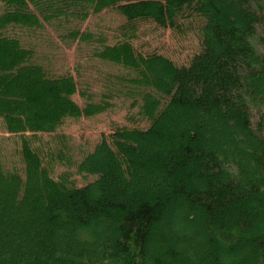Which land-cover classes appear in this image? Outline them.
<instances>
[{"label":"trees","instance_id":"16d2710c","mask_svg":"<svg viewBox=\"0 0 264 264\" xmlns=\"http://www.w3.org/2000/svg\"><path fill=\"white\" fill-rule=\"evenodd\" d=\"M102 11L108 33L84 26ZM38 32L48 49L56 33L93 46L86 60L107 64L116 87L79 91L78 65L51 73ZM47 100L55 113L27 108ZM119 100L145 121L112 117ZM107 110L99 155L52 176L56 162L76 161L42 135ZM195 113L202 120L177 129V140L161 123ZM0 117L21 139L10 167L0 165V264H264V0H0ZM203 124L223 143L211 152ZM154 145L165 155L147 150ZM99 222L112 235L98 234Z\"/></svg>","mask_w":264,"mask_h":264},{"label":"rangeland","instance_id":"374dc122","mask_svg":"<svg viewBox=\"0 0 264 264\" xmlns=\"http://www.w3.org/2000/svg\"><path fill=\"white\" fill-rule=\"evenodd\" d=\"M110 14L102 11L99 12L97 14H92L90 15V17H88V19L86 20L85 25H89L91 28H93L92 30H99L100 32H102L103 34L108 33L111 30V26L114 25L113 22L111 21V19L109 18ZM73 26H68L69 29H73ZM201 29L203 30L202 26ZM84 28V27H83ZM82 28V29H83ZM52 28V26H49L44 34L48 35V33ZM54 30V29H53ZM20 35H22V32H19ZM62 33V30L60 29V34ZM43 33H36V35L34 36V39H36L37 41L39 40L38 38L41 37V35H44ZM15 36H17L18 34H15ZM45 35L43 36V40H41L40 42L43 43L44 46H46V42L48 41V38H45ZM54 36H56V39L53 37V34L50 35L49 37V41L50 44L52 45V48L50 50V48L48 49V47H44L43 49H37V54L41 55L43 58L46 57V59H44V64L45 66H47L49 68V71L55 72V73H61L66 71L68 68H73L76 65H78L79 70H80V74H78V76L76 77L75 75V80H76V84H77V89L81 92H91V91H96V92H102L104 90H107L108 88L110 89L111 85H107V83L112 84V86L116 87L117 83L115 81V78L111 76V74H109V76L107 75V73H105V69H108L106 67H109L107 64L98 61V60H92V61H88L86 60V56H88L89 52L91 50L94 49L93 46L91 45H87V46H81V44H79V42H72L71 45H69L68 42H66L65 40H59V35L56 33L54 34ZM107 38L111 43H114V36L112 35H108L107 34ZM47 40V41H45ZM30 41H22L23 46L28 47L29 45H33V47L35 48V44L33 43H29ZM39 42V43H40ZM28 43V44H27ZM28 45V46H27ZM48 49V50H47ZM45 51V53H43ZM82 67V69H81ZM74 100H76L80 106L83 105V97L79 96L78 93H76L74 96ZM114 107L112 112L113 115L112 117H116L118 119H122L123 116H125L126 113H131V117H133L136 120H140V121H145L144 118H142L141 113L137 112V109L134 108L133 111L132 108L129 107V103L126 102L125 104L119 100V101H114ZM29 111H32L34 113H42L45 110H48L51 113H55V107L53 106L52 102L49 100H47L42 106L40 107H35L30 105L29 107H27ZM152 117H157L160 115L161 118V108L160 106H153L152 108ZM171 112V111H170ZM179 113V110L177 109V111H172L171 113ZM108 110L107 111H103L101 113H99L98 115H94V116H90L88 118H84L81 117L79 119L73 118V117H66L64 118L65 122L63 127L58 130L55 135H53L50 137L49 135H42V138L47 140L49 139V146L48 149L50 148L51 150H53L55 147H59V148H63L66 152H68L69 154H71V156L75 159L76 163H71L68 164L66 167H63L59 162L55 163V168L52 171V176H57L59 173L64 172L65 170H71L74 171L75 168L77 167L81 157L83 155H90L91 156H98L99 152L95 151L94 148L95 146H97L100 142V131H105L107 130V128L105 127L106 124H108L106 118L107 116H109ZM224 116H227L226 113ZM202 120V117L200 115V113H195L192 115H189L187 117H183L182 120L178 123H176L173 126H169L170 124H166L164 121H162L161 123L167 128L169 129L174 135V139L177 140V129L184 127L185 125H190L193 123H197L200 122ZM213 122V121H211ZM203 126H205L206 133L212 137V140H206V151L207 152H211L213 151L215 148L222 146L223 143L216 139V135H217V130H213L212 127L203 124ZM219 129L222 131H225V127L223 126H219ZM227 127H229V124H227ZM19 134L21 135H29L32 138V133L31 132H27V131H19ZM204 133H203V137H204ZM19 137V136H18ZM18 137H14L13 139L10 137V133L7 132V130H5V125L0 117V138H1V144H0V154L2 155V159H0L1 164L0 165H4L6 167H10L9 164L10 162H14V159H16V156L13 155V143L14 144H18L20 143L21 139ZM224 137V134L222 136V138ZM226 140H233V134H228L226 135ZM12 139V140H11ZM34 140V139H33ZM47 149V148H45ZM147 150L149 152H155L161 155H165L163 153V147L161 145H154V146H147ZM9 163V164H8ZM94 178V175L91 173H89L86 177L84 176H79V175H75V181L77 185H82L85 182H91ZM126 179V178H125ZM125 179H123V181L125 182ZM127 182V181H126ZM131 183V191L134 189H137L139 187V181L137 180H132L129 181ZM59 195L61 196L63 194L62 191L59 190ZM148 194H150L151 192H147ZM27 198H31L33 197V195L27 194L26 195ZM3 199H6V202H10V198H5L2 197ZM185 217V216H182ZM106 225L103 222H99V226L96 228V231L98 232V234H105L104 236H110L112 235V230L111 229H105ZM194 228V226H193ZM202 227L200 229V233L195 235V239L197 241H201L202 235ZM205 233V230L203 231ZM169 247L173 249V244L170 243ZM150 250L153 254L157 255L160 254L162 251L160 250V247L157 246L156 244H152L150 246ZM200 251L202 252V254H204L205 256L208 255L209 250L204 247V246H200ZM241 256H246L248 258V254L245 252L244 254H242Z\"/></svg>","mask_w":264,"mask_h":264}]
</instances>
